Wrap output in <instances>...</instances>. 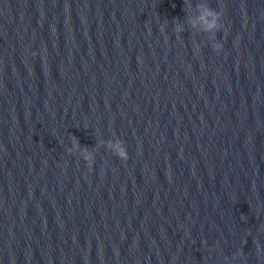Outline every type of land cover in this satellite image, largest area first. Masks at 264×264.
Here are the masks:
<instances>
[{
    "label": "water",
    "instance_id": "1",
    "mask_svg": "<svg viewBox=\"0 0 264 264\" xmlns=\"http://www.w3.org/2000/svg\"><path fill=\"white\" fill-rule=\"evenodd\" d=\"M0 264H253L134 0H0Z\"/></svg>",
    "mask_w": 264,
    "mask_h": 264
},
{
    "label": "clouds",
    "instance_id": "2",
    "mask_svg": "<svg viewBox=\"0 0 264 264\" xmlns=\"http://www.w3.org/2000/svg\"><path fill=\"white\" fill-rule=\"evenodd\" d=\"M193 25L195 27H198L202 32L209 34V40H215L217 32L220 30L222 25L220 24V13L216 10L207 7L205 5L199 6V15L197 18L193 21ZM175 31L177 33L183 31V29L180 26H177L175 28ZM212 47L219 51L222 47L219 43H213ZM73 145L76 150L80 151V154L82 155L83 159L88 163L89 168H91L93 164V156L87 149H81L78 142L73 139ZM101 145H104V142L101 141ZM106 147L108 150H110L115 156L122 160L128 159L127 150L124 146V144L117 140L114 142H107ZM68 151L71 153L73 149H68Z\"/></svg>",
    "mask_w": 264,
    "mask_h": 264
}]
</instances>
